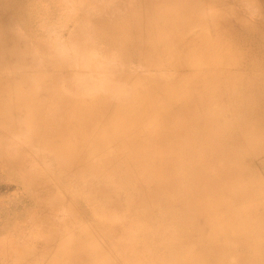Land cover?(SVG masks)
Wrapping results in <instances>:
<instances>
[{"label":"bare ground","instance_id":"6f19581e","mask_svg":"<svg viewBox=\"0 0 264 264\" xmlns=\"http://www.w3.org/2000/svg\"><path fill=\"white\" fill-rule=\"evenodd\" d=\"M136 1L142 7L155 5L162 14L167 10L168 0ZM12 5L0 0V128L4 134L27 129L42 142L45 155L55 152L56 165L74 171L88 166L89 180L102 178L99 187L87 185L80 193L69 189L86 203L90 228L74 223L76 217L59 203L50 210L55 235L39 243L44 250L56 245V250L46 264H127L129 259L137 264H264L262 15H252L253 24L238 15L235 22L224 23L222 15H211L210 30L218 37L213 45L225 49L216 59L207 55L213 45L200 48L184 37L194 24L186 9L161 15V23L153 8L141 9L112 23L101 39L113 41L121 55L134 54L140 69L171 71L174 79L132 78L127 88L60 86L57 75L42 69L66 62L57 53L40 61L48 50L26 42L11 15L3 13ZM216 62L226 64L210 67ZM99 86L103 93L95 100L68 93ZM21 160L12 153L13 163ZM127 186L141 209L131 213L137 232L129 237L136 246L128 254L129 222L114 212L124 208L120 198L127 199ZM164 217H170L169 233L157 236L144 229L156 221L153 226L160 230L157 222ZM174 232L199 245L183 248ZM145 241H154L153 246H143Z\"/></svg>","mask_w":264,"mask_h":264},{"label":"rangeland","instance_id":"374dc122","mask_svg":"<svg viewBox=\"0 0 264 264\" xmlns=\"http://www.w3.org/2000/svg\"><path fill=\"white\" fill-rule=\"evenodd\" d=\"M10 1L13 3L14 9H11L12 7L4 8L3 13L6 10L11 15L15 27L26 39V42L31 46L42 44L48 50L44 53L45 55L39 57L40 61L48 59L50 53H57L66 62L63 66L49 64L47 69H42L44 72L49 71L53 75H57V78L61 80L60 86L104 83L106 85L120 84L121 88H127V80L132 78L159 76L156 78L174 79L175 74L171 71L140 69L134 54L121 55L118 49L111 46L113 41L101 39L108 32L112 23H115L119 18L134 17L141 9L149 11V8H153L154 13L160 15L158 23L165 19V16L161 15H169L170 12L181 7L186 9L188 15H193L190 19L194 24L184 34V37L192 38L200 48H203L206 43L213 45L218 42L217 35L213 33V30H210L211 15H222L223 23L229 20L235 22V15H238L240 19H246L248 24H253L255 21L251 18L252 15H262L264 18V11L261 9L262 0H189L185 3H178V1L172 3L168 0L169 2L167 1L165 5L167 10L165 9L163 14L155 10V5L142 7L136 0ZM153 21L154 18L148 20V22ZM77 32L80 33V36L75 40L73 35ZM213 47L214 51L209 50L207 54L210 57L217 59L225 52L223 44L218 48L215 45ZM224 64L226 63L216 62L210 67L215 68ZM24 72L30 73L27 70ZM5 73L7 72L3 71V74ZM68 93L77 99L95 100L96 97L102 95L103 89L101 87L100 89L98 87L88 89V91L75 89L74 92ZM117 97L118 93H115L108 97V101L114 103ZM26 131L27 129H19L4 134L0 128V264H46L49 253L52 254L56 250V245L44 250L39 242L55 235V217H52L50 212L55 209L54 204L58 205L59 203L60 206L65 207V210H68V216L76 217L74 223L83 224L88 229L90 228L89 224L92 223L88 217V207L84 200L73 197L70 190L75 189L77 193H80L81 189L87 185L99 187L102 183L101 177L89 180L91 175L88 166L74 171L70 167H68L70 170H67L65 166L56 165L59 158L55 152L51 151L45 155L42 142L34 139ZM110 147L111 145H108V148ZM12 153H17L22 157L19 164L11 161ZM51 161L55 165L50 163ZM65 161L66 157L64 163H66ZM129 192L130 189L127 186V199L120 198V203L124 208L119 207L114 211L119 217L126 216L125 219L127 223L129 222L125 230L127 238L137 232L135 226L133 227V224L130 223H133L134 218L131 213L141 211L128 196ZM116 196L118 195L116 194ZM102 201L106 204L109 203L108 198L103 197ZM77 211L79 212L77 213ZM58 217H56L57 222L61 214ZM155 222L145 225L144 229L150 230L157 236L165 232L169 233L170 217L161 218L160 223L157 222L160 224V230L157 229L159 231L155 230L156 226H153ZM172 236L183 248L194 249L199 245L198 242L194 239L190 240L188 235L182 232H174ZM127 240L128 254L129 251H133L131 249L136 244L130 240V237ZM153 243L154 241H145L142 245L153 246ZM99 245L100 243H95L96 247ZM137 245L140 246V244ZM108 254H113V251H109ZM127 264L137 263L134 259H129Z\"/></svg>","mask_w":264,"mask_h":264}]
</instances>
